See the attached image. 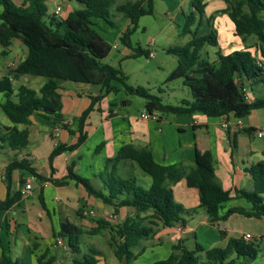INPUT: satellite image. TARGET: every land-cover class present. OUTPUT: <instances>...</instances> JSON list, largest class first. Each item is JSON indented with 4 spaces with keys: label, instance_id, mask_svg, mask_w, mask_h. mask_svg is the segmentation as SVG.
Listing matches in <instances>:
<instances>
[{
    "label": "trees",
    "instance_id": "1",
    "mask_svg": "<svg viewBox=\"0 0 264 264\" xmlns=\"http://www.w3.org/2000/svg\"><path fill=\"white\" fill-rule=\"evenodd\" d=\"M77 1L81 7L71 10L65 18H59L57 13L47 14L46 0H0V45L6 48L12 39L18 38L27 48L25 57L0 78V93L4 96L0 108L11 122V125L0 128V151H21L28 146L27 126L31 123L32 114L54 120L70 134L77 133V140L71 144L59 142L51 150L48 163L53 173L54 157L75 150L85 141V121L101 99L118 92L114 83L120 84L127 94L143 97L148 113L157 112L163 116L203 114L219 117L232 114L240 119L254 109H264V94L255 95L252 100L247 97L248 90H254L256 85L264 87V67L256 62V55L249 46L226 54L218 51L214 61L202 56L205 45L218 46L217 31L211 24V18L208 19L209 32L197 36L206 0H192L193 10L183 12L182 34H190L189 40L165 48L166 53L176 57L177 63L163 83L182 79L190 91L189 99L181 98L176 104L164 102L160 95L141 86L128 84L126 74L119 67L102 61L110 53L112 45L96 30L95 20L101 19L115 26V14L111 11L115 1ZM225 2L227 6L222 12L232 21L235 34L242 38L254 35L260 45L264 43V0ZM114 9L115 13L121 14L129 22L121 32L119 42L132 50V57H149V49L134 46L130 36L140 17L153 13V0H126L116 3ZM259 51L262 56L263 48L260 47ZM20 74L43 76L46 80L38 90L24 83L15 88L13 81H18ZM62 82L99 86L98 94L90 95L89 104L80 113L75 132L63 122L62 95L58 91ZM242 131L250 134L255 130L244 128ZM233 143L235 146V138ZM128 161L137 166L149 180L119 174V165ZM74 166L75 161L71 160L67 165V174L61 178L44 177L36 172L27 157L18 159L14 154L4 167L7 194L0 198V211L10 209L21 198L19 191L10 193L11 176L16 169L28 171L41 181L50 180L58 186L73 180L76 186L83 187L88 196L101 200L116 214L124 210L123 221L114 229L112 244L115 257L126 264H133L137 258L135 249L143 239L154 234L152 225L170 227L179 223L185 226L187 216L192 215L197 208L205 211L210 224L226 220L232 213L247 217L264 216V158L247 168L253 179V189L237 190L239 197L250 203V208L231 206L224 211V204L233 198L232 192L216 180L208 152L205 153V159L199 156L190 166L182 163L163 165L154 159L149 146L123 143L113 156L106 158L103 170L94 174L98 185L93 184L92 179L75 173ZM180 180H184L187 187L197 189V207L187 209L176 201L172 185ZM39 201L45 208L41 192ZM81 214L82 208H79L77 215ZM146 218H149V224L144 223ZM99 223L100 226L91 233H97L105 227L106 222L102 219ZM82 235L81 227L68 218H61L58 230L53 233L55 240L59 238L65 242L74 256V264H96L101 253L95 248L82 251ZM260 239L230 237L224 246L209 248H204L196 241L192 248L177 242L171 245L166 258L140 264H251L259 254ZM36 260L38 264H53L55 257L45 250L37 255ZM0 264L25 263L1 252Z\"/></svg>",
    "mask_w": 264,
    "mask_h": 264
},
{
    "label": "crops",
    "instance_id": "2",
    "mask_svg": "<svg viewBox=\"0 0 264 264\" xmlns=\"http://www.w3.org/2000/svg\"><path fill=\"white\" fill-rule=\"evenodd\" d=\"M15 1L21 2L22 0ZM46 5L48 15L55 13L56 6H60V11L57 13L59 18H65L71 10L81 7V4L77 0H46ZM187 6V12L193 10L192 0H188ZM226 6L225 0H206V7L197 36L209 32L208 19L211 18V24L217 31V47H219L217 52L220 51L222 54H226L235 49L249 46L256 55V62L264 67V43L260 45L254 35L245 38L237 36L234 32L232 21L226 13L222 12ZM1 9L2 6L0 5V11ZM179 10L180 16L177 15V18H175L174 25L176 29L173 35H189L191 37L190 34H182L184 24L183 12L186 11L181 7H179ZM117 19L120 20L117 21L115 19L116 23L119 22V30L101 19L95 20L96 30L109 43L111 42L108 38H111L114 41V46H117L116 42L117 38L119 39V34L129 24L128 20L122 18L121 14L117 16ZM103 22L106 26L103 25ZM110 28H115L116 32H108ZM24 46L18 38L12 39L6 48L0 45V78L8 74L9 70H13L18 62L25 57L27 48ZM223 46L227 48L225 51ZM166 47H163V49L165 50ZM260 47L263 48L262 56H260ZM127 49L130 52L128 50H121L115 54L116 62L118 63L117 67L124 73L130 72L124 61L134 59L131 56L132 50L128 47ZM112 52L110 51L107 57H110ZM148 56L154 57V51L149 49ZM174 67L168 70L165 77ZM25 75L27 74H20L18 81H22ZM14 81L13 84L15 83ZM71 83L73 84H68V82L60 83L58 91L62 95L63 107L61 112L64 117L63 122L67 123L69 128L75 132L80 113L89 104L90 95L95 96L98 94L99 86ZM114 85L119 89L116 94L119 95L124 91L120 84L114 83ZM258 94H264V87L262 85H256L254 90H248L247 97L249 100H252ZM108 96L109 94L95 105L85 121L86 143L89 141H92L94 144L101 142L103 146L99 152L94 150V154H85L89 158L88 172L91 174L92 179L98 181L97 178H94V174L103 170L106 158L113 156L123 143L149 146L154 159L163 165L182 163L190 166L195 163L196 158L199 156L205 159V153L208 152L214 167L216 180L222 187L230 189L232 192L233 198L224 204L223 211L231 206L250 208V203L244 198L239 197L237 190L244 189L250 191L253 189V179L247 172V168L264 158V135L259 136L257 134V130L264 129V109H254L246 117L240 119L234 117L232 114L207 117L203 114H169L163 116L157 112H140L139 115H135L129 114L125 108L130 104L129 101L121 100L120 105L117 106L113 99L105 100ZM104 100L105 102H103ZM65 108H67L66 112L63 111ZM30 120L31 123L27 126L29 130L28 146L21 151H9L5 149L0 151V198H4L7 194L3 174L4 167L14 154L18 159L27 157L31 166L35 168L38 174L44 177L51 176V178L65 176L69 162L75 159L80 162L84 156L82 151L86 143L73 151H68L67 154H60L59 156L63 155V160L61 158L54 159V172L51 173L48 163L49 153L59 142L73 143L76 140V135H71L66 129L60 127L56 121L46 119L38 114H32ZM9 125L11 123L0 122V128ZM19 126L24 127V125ZM244 128H252L255 131L249 134L242 131ZM233 138H235V146ZM36 164H39L40 168ZM145 181L148 180L145 179ZM26 182L32 184V189L29 191L24 190ZM35 186L39 187L41 194L44 190H53V200H56L58 204L57 213L52 210L50 214L43 207L42 210L37 209L34 203L29 200L34 195L33 190ZM172 188L176 201L181 203L185 208L190 209L198 206L197 189L187 187L184 180L175 183L172 185ZM17 191L21 193L19 202L8 210L0 211V253L3 252L13 260H22L25 264H38L36 260L38 254L47 249H49L52 255L55 252L53 248V244H55L53 233L58 230L59 220L61 218H68L76 222L64 212V206L66 204L69 205L70 202L75 203L79 197L78 195L83 197L87 194L81 189V186H76L73 180H69L66 185L58 186L50 180L41 181L37 175L20 169L14 170L11 176L10 193L13 194ZM262 196L264 203V193ZM33 208L36 209L34 218L31 211ZM121 212H124V210H121L119 214ZM196 216L199 218L200 225L209 227V232L204 237L209 239L207 241L208 247H222L230 237H241L245 233H249L253 237H261L260 241L264 240V216L259 218L247 217L238 213H232L226 220L210 224L202 208H197L192 215L187 216V223L185 226H182L184 240L187 239L188 234L194 232L193 226L190 223L195 220ZM59 252L61 253L60 249ZM100 253L101 255L98 256L96 264H104V254ZM53 264H57V260ZM70 264H74L72 259Z\"/></svg>",
    "mask_w": 264,
    "mask_h": 264
},
{
    "label": "rangeland",
    "instance_id": "3",
    "mask_svg": "<svg viewBox=\"0 0 264 264\" xmlns=\"http://www.w3.org/2000/svg\"><path fill=\"white\" fill-rule=\"evenodd\" d=\"M115 2L112 4L111 11L115 14L113 20L120 21L117 19L119 13H115V4L126 1V0H114ZM187 2L188 0H154L153 3V14L144 15L140 17L138 24L130 36L131 43L135 45H139L142 48L151 49L154 51V57H147L145 55H140L135 57L134 59L125 60V65L128 67L130 72L125 73L127 76V83L135 86H141L145 89H148L153 94H158L162 97L164 102H168L170 104H176L177 101L181 98H190V91L187 86L182 83V79H175L167 83H163L164 77L169 69L174 67L176 63V57L172 54L166 53L163 47L169 45H181L185 43L189 39V35H173L176 29L175 18L177 15L180 16L179 7H181L184 11L187 12ZM190 8V6H189ZM103 25L105 23L103 22ZM119 22L116 23L114 27L119 30ZM108 32L115 33V28H110ZM108 33V34H111ZM121 34V33H120ZM119 34V35H120ZM108 37V36H106ZM112 43V54L110 57H106L102 59L103 62L109 63L114 66H118L116 62L115 54L117 51L128 50L123 44L119 42L117 38V46H114V41L111 38H108ZM152 41V43H150ZM25 47V46H24ZM26 48V47H25ZM219 47L205 45L202 48V56L207 57L209 61H214L217 59V50ZM223 49H227L223 46ZM123 62V63H124ZM46 78L43 76H35V75H25L22 81H14V87L17 88V85L20 83H24L25 85L38 90L39 87L45 82ZM68 84H73L68 82ZM72 86V85H68ZM163 90V92H160ZM120 95V96H119ZM109 94V96L105 99H113L117 106L120 105L121 100L129 101L130 104L125 108L129 112V114L139 115L140 112H147L145 110V99L138 95L127 94L125 91H122L121 94ZM106 97V96H105ZM121 97V98H119ZM4 99L2 94H0V102ZM105 100L103 102H105ZM67 111V108L63 110ZM0 122L1 123H11L3 111L0 108ZM73 135V134H71ZM76 135V136H75ZM74 136L77 140V133H74ZM76 140L73 142L75 143ZM84 141L81 145L85 144ZM80 145V146H81ZM97 150H96V148ZM101 142H97L94 144L92 141H89L85 144V148L83 149L84 156L82 160L78 162L76 159L74 172L92 179L89 171L88 161L89 158L85 154H94V150L96 152L101 151L102 149ZM68 151H65L62 154H67ZM62 159V156H55L54 159ZM38 168H40L39 164H36ZM118 173L123 175L124 177L135 176L139 179H143L145 181L149 180V177L143 175V173L135 166L132 162H125L120 164L118 167ZM38 182V181H37ZM36 182V186H37ZM93 184L98 185V181L96 179H92ZM34 188V195L29 199L34 203L37 209L42 210V204L39 201V195L41 190L39 187ZM81 186V185H80ZM81 189L84 191L83 187ZM77 201L70 202L69 205L66 204L63 210L64 212L70 216L72 220H75L81 229L83 230L82 235V243L81 248L82 251L87 252L89 248H95L96 250L102 252L104 254L105 261L104 264H126L125 261H119L115 258L113 252V242L115 239L114 229L116 225L123 221L124 212L115 213L109 206L107 207L101 200L95 199L88 195L81 197L78 195ZM54 192L52 189L44 190L42 193V199L46 210H48L51 214L52 210L57 213V202L53 200ZM82 208V216L77 214V210ZM33 218L36 215V209L32 210ZM76 213V214H75ZM202 214V213H201ZM57 218V214H56ZM103 220L106 222L105 227L101 228L97 233H91L93 229L100 226L99 220ZM57 222V221H56ZM149 218L144 220V223L149 224ZM193 226V233L187 235V239L184 240L183 227L179 224H173L170 227H163L161 225H152L154 228V234L146 239H143L140 243V246L135 249V253L137 254L136 260L133 264H140L141 262L150 263L152 261L158 259H164L170 253V247L172 244L177 242H183L189 248L194 246L195 241L200 243L204 248L208 246L207 238H204L208 231V226L200 225L199 218L196 216L195 220L190 223ZM57 226V225H56ZM55 226V229H56ZM200 226V227H199ZM198 227V228H197ZM195 235V237H194ZM209 237V236H208ZM54 243V242H53ZM53 248L55 252L53 253L55 257V261L57 260V264H70L71 259L74 257L70 252L68 247L65 245V242L61 239H56L55 244H53ZM209 248V247H208ZM61 250V253L59 252ZM259 254L254 260L253 264H264V240L259 242ZM49 250V249H47ZM50 252V251H49ZM203 258V256H202Z\"/></svg>",
    "mask_w": 264,
    "mask_h": 264
},
{
    "label": "built area",
    "instance_id": "4",
    "mask_svg": "<svg viewBox=\"0 0 264 264\" xmlns=\"http://www.w3.org/2000/svg\"><path fill=\"white\" fill-rule=\"evenodd\" d=\"M59 11H60V6H56V8H55V13H59ZM224 126H226V124H224ZM257 134L259 135V136H261V135H264V129H261V130H257ZM32 189V184L30 183V182H26L25 183V186H24V190H26V191H29V190H31ZM242 237L244 238V239H246V240H252L254 237L251 235V234H249V233H245L244 235H242ZM256 238H258V237H256ZM59 239V238H58ZM57 239V240H58Z\"/></svg>",
    "mask_w": 264,
    "mask_h": 264
}]
</instances>
